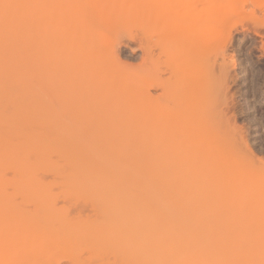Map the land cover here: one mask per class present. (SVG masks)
Masks as SVG:
<instances>
[{"label": "rangeland", "instance_id": "1", "mask_svg": "<svg viewBox=\"0 0 264 264\" xmlns=\"http://www.w3.org/2000/svg\"><path fill=\"white\" fill-rule=\"evenodd\" d=\"M263 162L264 0H0V264H264Z\"/></svg>", "mask_w": 264, "mask_h": 264}, {"label": "bare ground", "instance_id": "2", "mask_svg": "<svg viewBox=\"0 0 264 264\" xmlns=\"http://www.w3.org/2000/svg\"><path fill=\"white\" fill-rule=\"evenodd\" d=\"M11 41H12V40H11ZM11 41H9V42H11ZM9 42H7L8 45H9ZM17 54H19V53H17ZM18 56H19V55H18ZM18 56H17V57H18ZM15 60H16V59H15ZM13 76H14V75H13ZM41 135H42V134H41ZM39 138H42V137H39ZM40 140H41V139H40ZM41 141H42V140H41ZM39 143H41V142H39ZM43 143H45V142H43ZM50 143H51V142H50ZM43 150H44V149H43ZM46 151H47V150H46ZM52 152H53V151H52ZM39 154H40V153H39ZM71 155H72V154H71ZM250 155H251V154H250ZM72 156H76V155H72ZM72 156H70L71 158L68 157L71 161L75 160V158L77 157V156H76V157L74 158V157H72ZM254 159H255V158H254ZM41 160H42V159H41ZM45 160H46V159H45ZM67 160H68V159H67ZM105 160H106V159H105ZM66 163H67V162H66ZM68 163H69V162H68ZM263 163H264V162H263ZM42 164H43V163H42ZM46 164H47V162H46ZM64 165L66 166L67 164H64ZM46 166H47V165H46ZM46 166H45V167H46ZM54 166H55V165H54ZM58 166H59V164H58ZM82 166H83V165H82ZM127 166H129V168H133V167H135L136 165H135V163H132V164L129 165V163L127 164V163H124V162H120L119 172H124V171H123V167H127ZM47 167H48V166H47ZM51 167H52V166H51ZM56 167H57V165H56ZM62 167H63V165H62ZM66 167H67V166H66ZM81 168L83 169V167H81ZM87 168H88V167H87ZM49 169H50V168H49ZM60 169H61V167H60ZM71 169H72V168H71ZM73 169H74V168H73ZM77 170H78V169H77ZM77 170H72L71 173H70V175L72 174V175L74 176L75 174H77V173H78ZM84 170H85V167H84ZM39 171H40V170H39ZM52 171H53V170H52ZM69 171H70V170H69ZM87 171H88V170H87ZM96 171H97V170H96ZM62 172H63V171H62ZM142 172H144V171H142ZM142 172L139 173V177H142V176H143V177H146V178H147V177H148L147 174H146L145 172H144L145 174L142 173ZM57 173H58V172H57ZM80 173H82V172H80ZM125 173H126V172H125ZM78 174H79V173H78ZM60 175H61V173H60ZM66 176H67V175H66ZM80 176H81V175H80ZM62 177H63V175H62ZM71 177H72V176H71ZM58 178H60V177H58ZM66 178H67V177H66ZM148 178H149V177H148ZM38 179H39V178H38ZM63 179H64V178H63ZM71 179H72V178H71ZM71 179L68 178V180H71ZM80 179H81V178H80ZM83 179H84V178H83ZM55 180H56V179H55ZM72 180H74V179H72ZM119 180H120V179H119ZM75 181H76V180H75ZM108 181H109V180H108ZM143 181H144V179H143ZM71 182H72V181H71ZM82 182H83V181H82ZM104 182H105V181H104ZM129 182H132V180H130ZM38 183H40V182L38 181ZM68 183H69V182H68ZM68 183H67V184H68ZM73 183H74V185H76L75 182H73ZM107 183H108V182H107ZM135 183H136V182H135ZM155 183H156V182H155ZM84 184H86V183H84ZM38 185H39V184H38ZM109 185H110V184H109ZM125 185H126V184H125ZM141 185H142V184H141ZM144 185H145V184H144ZM81 186H83V185L80 184V188H81ZM133 186H134V178H133ZM158 186H159V185H158ZM158 186H157V187H158ZM46 187H47V186H46ZM48 187H49V186H48ZM50 187H51V186H50ZM83 187H84V186H83ZM105 187H106V186H105ZM112 187H113V186H112ZM117 187H118V186H116L115 188H117ZM126 187L128 188L129 186H126ZM78 188H79V187H78ZM85 188H86V187H85ZM115 188H114V189H115ZM127 188H125V189H127ZM158 188H159V187H158ZM125 189H124V192L126 191ZM142 189H143V187H142ZM105 190H106V189H105ZM112 190H113V189H112ZM140 190H141V189H140ZM140 190H139V191H140ZM145 190H146V189H145ZM152 190H153V189H152ZM161 190H162V195H163L164 192H165V189L162 188ZM161 190H159V191H161ZM47 191H48V190H47ZM47 191H46V192H47ZM82 191H83V190H82ZM61 192H62V191H61ZM114 192H115V191H114ZM129 192H130V191H129ZM129 192H127V193L129 194ZM115 194H116V192H115ZM121 194H122V193H121ZM60 195H61V194H60ZM65 195H66V194H65ZM93 195H94V194H93ZM113 195H114V194H113ZM131 195H132V194H131ZM131 195H129V196H131ZM141 195H142V194H141ZM82 196H83V195H82ZM117 196H118V195H117ZM117 196H116V197H117ZM119 196H120V195H119ZM119 196H118V197H119ZM147 196H148V198H147ZM147 196H146V194H145V197H146V198H144V199H146V200H145L143 203H142L141 198H140V199L137 198V199H138V200H137V202H138L137 204L140 206V208H141V206H143L144 208H145L146 206H148V203L151 202L152 199H154V202H151L152 205H161L160 198H158V197H156V196H153V194H152L151 192H149V195L147 194ZM116 197H115V198H116ZM123 197H124V196H123ZM133 197H134V196H133ZM135 197H136V196H135ZM164 197H165V196H164ZM53 198H54V197H53ZM115 198H114V200H115ZM119 198H121V197H119ZM119 198H118V199H119ZM129 198H130V197H129ZM42 199H43V204H41V205L38 207V208H39V211H43V212H46V211H47V212H48L49 207H47V202L44 200V199H46V198H42ZM57 199H58V198H57ZM144 199H143V200H144ZM46 200H48V199H46ZM51 200H52V199H51ZM51 200H50V201H51ZM44 201H45V202H44ZM115 201H116V200H115ZM128 201H130V200H128ZM133 201H134V200H133ZM147 202H148V203H147ZM44 203H45L46 205H45ZM71 203H73V202H71ZM116 203H117V202H116ZM146 203H147V205H145ZM140 204H141V205H140ZM163 204H164V203H163ZM68 205H69V204H68ZM75 205H76V204H75ZM75 205H74V206H75ZM133 205H134V204H133ZM82 207H83V206H82ZM86 207H87V206H86ZM112 207H113V206H112ZM143 207H142V209H143ZM150 207H151V206H150ZM38 208H37V209H38ZM54 208H55V207H54ZM140 208H139V209H140ZM159 208H160V207H159ZM72 209H73V208H72ZM80 209H81V208H80ZM133 209H134V208H133ZM70 210H71V209H70ZM163 210H164V209H163ZM135 211H136V210H135ZM89 212H90V211H89ZM79 213H81V212H79ZM79 213H78V214H79ZM113 213H114V212H112L111 210H108V211L105 210V211L103 212V214H102V220H103L104 222H107L106 224H108V223H112V224H114V225H115V224H120L123 220H125L122 216L119 215V213H117L116 215L113 214ZM136 213H138V212L136 211ZM151 213H152V212H151ZM55 214H56V213H55ZM149 214H150V213H149ZM85 215H86V214H85ZM117 215H119V216L117 217ZM132 215H133V214H132ZM139 215H140V211H139ZM148 216H149V215H148ZM160 216H161V215H160ZM53 217H54V216H53ZM72 217H73V216H72ZM99 217H100V216H99ZM133 217H134V216H133ZM138 217H139V216H138ZM138 217H137V218H138ZM76 218H77V217H76ZM86 219H87V218H86ZM145 220H146V219H145ZM40 221H41V220H40ZM103 221H102V222H103ZM97 223H98V222H97ZM176 223H178V222H176ZM104 224H105V223H104ZM179 224H180V223H179ZM119 226H120V225H119ZM47 227H48V228H47ZM48 229L51 230V227H49L47 224H45V227H44V225H42L41 228L39 229V234H42V233L45 234V233H47V232L49 231ZM40 230H41V231H40ZM139 231H140V230H139ZM165 233H166V232H165ZM43 234H42V235H43ZM133 235H134V234H130V236H126L125 238H122L123 236H122V237L120 236L121 238H119V237L117 238V237H116V238H115V239H116L115 241H116V242L118 241V244H119V245H122V244H124V243L126 244L127 242L129 243V242H132V241H133ZM134 236H135V235H134ZM137 236H138V234H137ZM112 239H113V238H112ZM164 239H165V238H164ZM156 246H157V245H156ZM157 247H158V246H157ZM120 249H122V248H120ZM156 250H157V248H156ZM162 250H163V249H162ZM218 261H219V260H218ZM218 261H217V262H218ZM220 262H222V261H219L218 263H220ZM220 264H222V263H220Z\"/></svg>", "mask_w": 264, "mask_h": 264}]
</instances>
